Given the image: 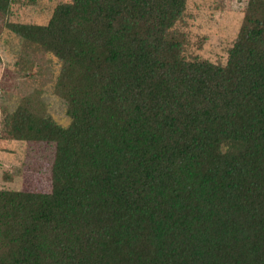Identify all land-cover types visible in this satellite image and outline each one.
<instances>
[{"label":"trees","instance_id":"obj_1","mask_svg":"<svg viewBox=\"0 0 264 264\" xmlns=\"http://www.w3.org/2000/svg\"><path fill=\"white\" fill-rule=\"evenodd\" d=\"M48 1L24 22L0 0L69 120L3 114L53 155L48 191L0 188V264H264V0L224 64L185 54L187 0Z\"/></svg>","mask_w":264,"mask_h":264},{"label":"rangeland","instance_id":"obj_2","mask_svg":"<svg viewBox=\"0 0 264 264\" xmlns=\"http://www.w3.org/2000/svg\"><path fill=\"white\" fill-rule=\"evenodd\" d=\"M246 0H187L183 23L185 54L224 64L239 29ZM53 2L16 0L12 20L45 22ZM179 26V24H178ZM57 64L38 47L26 45L3 26L0 17V188L48 191L53 147L3 139L4 112L18 105L51 116L66 126L64 104L53 94ZM12 176L10 181L3 178Z\"/></svg>","mask_w":264,"mask_h":264}]
</instances>
